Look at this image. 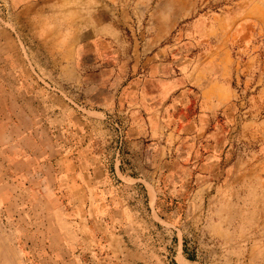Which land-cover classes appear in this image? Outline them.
I'll list each match as a JSON object with an SVG mask.
<instances>
[{
    "label": "rangeland",
    "instance_id": "374dc122",
    "mask_svg": "<svg viewBox=\"0 0 264 264\" xmlns=\"http://www.w3.org/2000/svg\"><path fill=\"white\" fill-rule=\"evenodd\" d=\"M103 1L100 20L120 34L108 59L123 61L105 110L107 163L132 119L154 126L132 157L122 150L125 173L151 178L150 197L128 198L123 247L141 264H264V0ZM132 77L149 78L131 88L151 113L130 108ZM54 225L56 197L0 196V264H64ZM70 249L90 264L91 252Z\"/></svg>",
    "mask_w": 264,
    "mask_h": 264
},
{
    "label": "crops",
    "instance_id": "0c3cea01",
    "mask_svg": "<svg viewBox=\"0 0 264 264\" xmlns=\"http://www.w3.org/2000/svg\"><path fill=\"white\" fill-rule=\"evenodd\" d=\"M4 1L8 10L0 12V196L56 197L53 229L56 246L67 248L64 264H75L70 248L76 246L91 252L90 264H141L145 256L123 247L127 214L133 211L128 198L150 197L151 178L125 173L122 150L132 157L144 127L151 133L154 126L149 114L142 119L144 127L130 118L122 130L123 155L107 163L100 149L111 141L105 110L115 105L109 85L119 80L114 73L123 62L108 59L120 49L118 30L110 20H100L108 2ZM148 80L128 79L130 108L154 109L147 92L131 88ZM50 85L55 87L46 88Z\"/></svg>",
    "mask_w": 264,
    "mask_h": 264
},
{
    "label": "built area",
    "instance_id": "2783aa9c",
    "mask_svg": "<svg viewBox=\"0 0 264 264\" xmlns=\"http://www.w3.org/2000/svg\"><path fill=\"white\" fill-rule=\"evenodd\" d=\"M122 141H123V137L122 135L119 133L118 137H117V141L116 143V155L119 153V151L121 150V146H122Z\"/></svg>",
    "mask_w": 264,
    "mask_h": 264
}]
</instances>
